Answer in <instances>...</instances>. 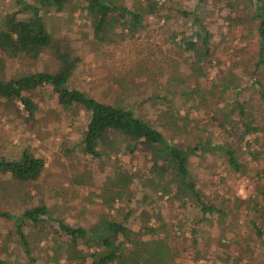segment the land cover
I'll return each mask as SVG.
<instances>
[{
    "label": "rangeland",
    "instance_id": "1",
    "mask_svg": "<svg viewBox=\"0 0 264 264\" xmlns=\"http://www.w3.org/2000/svg\"><path fill=\"white\" fill-rule=\"evenodd\" d=\"M157 1L165 3L162 16H146L144 28L134 35L116 29L115 41L111 43H99L93 38L91 22L81 7L49 12L44 19L52 35L64 37L79 57L68 88L81 90L102 102L133 108L167 140L182 147L206 140L212 144L235 143L238 160L243 163L242 172L231 169L221 152L199 151L190 162L201 198L221 208L222 215L214 212L201 216L196 205L168 200L167 195L159 197V191L153 195L149 186L142 187L141 180L146 179L150 162L139 151L132 154L122 146L116 152L108 150L109 158L97 159L86 154L80 139L88 112L78 105L61 106L48 85L28 93L37 105L33 116L17 100L0 97V157L17 158L26 148L45 164L35 181L18 183L0 174V209L15 215L44 202L52 217L89 228L97 225L103 214L118 217L115 209L119 200L109 207L101 200L100 187L116 165L131 166L135 174L130 205L137 211L142 192L155 200L151 202L152 211L159 209L165 225L158 235L167 233L168 248L175 252L167 264H262V247L251 224L259 225L260 218L252 214L251 199L264 203V186L258 188L264 184V134H248L239 141V132L243 130L239 115L230 112L235 85L239 89L238 99L245 102L256 122L264 123V103L258 93V86L264 87V63L254 69L259 45L253 20L255 1ZM262 3L264 9V0ZM197 5L210 34L209 55L200 61L194 52L178 46L182 32L185 35L195 29L191 20L178 11H191ZM17 8V0H0V24L7 13ZM231 18L239 20L235 24ZM2 57L0 79L24 72H53L59 65L50 51L42 52L37 59ZM143 65L149 70L139 68ZM155 67L160 70H154ZM223 84H229V89L224 90ZM227 113L230 116L223 122ZM246 140L252 141L249 147ZM250 149L258 150V160L247 153ZM129 222L138 229L135 214ZM45 225L39 242L33 229H24L31 240L30 260L19 243L14 222L0 217V260L13 264H80L71 258L66 236H59V244L54 241L59 232L57 223L48 219ZM148 225H157L155 216ZM89 263L90 258L84 264Z\"/></svg>",
    "mask_w": 264,
    "mask_h": 264
},
{
    "label": "trees",
    "instance_id": "2",
    "mask_svg": "<svg viewBox=\"0 0 264 264\" xmlns=\"http://www.w3.org/2000/svg\"><path fill=\"white\" fill-rule=\"evenodd\" d=\"M197 1L201 3L205 0ZM254 1L253 20L256 23L259 40L257 60L254 64V69L257 70L259 65L264 63V9L262 0ZM17 3L18 8L1 19L0 68L4 65L2 56L11 59L21 56L37 59L44 51L52 52L59 65L53 72H24L16 77L0 79V97L9 101L17 100L21 108L29 116H33L37 105L28 93L43 85L50 86L57 94V102L61 106L70 108L78 105L89 114L80 139L82 151L97 159L103 156L109 158V151L116 152L122 146L132 154L139 151L145 154L150 162L147 177L141 180L142 187L149 186L153 190V195L159 191L161 193L159 197L167 195L168 200L174 198L183 204L187 202L196 205L201 216L214 212L222 215L221 208L201 198L190 172V162L191 157L199 151L221 152L231 169L242 172L243 163L238 160L235 143L224 141L212 144L206 140L182 147L167 140L148 118L133 108L102 102L81 90L68 88L67 82L76 68L79 57L75 55L64 37L55 38L52 35L44 19L49 12H62L71 6L81 7L91 22L93 38L99 43H111L115 41L116 29L123 31L122 34L129 32L130 35H134L139 29L144 28L146 16H162L161 11L165 8V3H158L157 0H130L129 3L123 0H37L36 3L17 0ZM178 12L190 19L191 25L195 27L189 34L184 35L182 32V45L179 43L178 46L185 51L194 52L196 60L200 61L209 55L210 34L200 16L198 5L191 11ZM238 20L231 18L235 24ZM139 68L149 70L144 65ZM154 70L159 71L160 68L155 67ZM229 87V84H223L224 90ZM237 88L235 85L232 87L235 100L230 112L234 111L239 115L243 128L239 132V141L248 134H264V123L256 122V117L246 109L245 102L238 99ZM258 93L264 103L262 85L258 86ZM227 114L223 117V122L228 120L230 113ZM233 133L236 135L237 129H234ZM245 142L248 147L252 144V141ZM247 153L251 154L254 160L258 157L256 149H250ZM44 166V160L26 148L17 158L0 157L1 176H8L18 183L37 180ZM134 174L131 166L116 165L112 175L101 185L100 197L109 207L119 200V207L115 209L118 217L103 214L98 224L89 228L73 226L59 217H52L44 202L27 207L22 213L15 215L0 209V217L14 222L19 243L30 260L31 240L27 238L24 229L26 227L33 229L39 242L45 224L50 219L57 223L59 231L54 241L59 244V236H66L65 244L72 251L71 258L80 264H84L88 258L89 264H167L173 259L175 252H170L168 248L170 245L167 243V233L162 237L158 235L159 231H164L165 225L159 209L152 211L151 202L155 200L149 193L142 192V200L138 201L137 211L136 207L130 205L134 198L132 191ZM261 186L264 184H259L258 188ZM261 196L264 198V193H261ZM251 202L252 214L260 218L259 225L254 222L251 224L262 247L264 264V203L259 204L253 199ZM133 214L138 222V229L129 225V218ZM152 216L157 220V225L153 227L148 225ZM226 226L223 228H227ZM144 235L155 238H143ZM79 245L82 247L79 248ZM0 264L13 263L0 260Z\"/></svg>",
    "mask_w": 264,
    "mask_h": 264
}]
</instances>
